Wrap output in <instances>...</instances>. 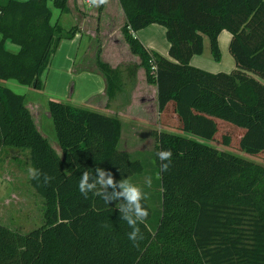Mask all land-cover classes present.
Segmentation results:
<instances>
[{
	"label": "trees",
	"instance_id": "16d2710c",
	"mask_svg": "<svg viewBox=\"0 0 264 264\" xmlns=\"http://www.w3.org/2000/svg\"><path fill=\"white\" fill-rule=\"evenodd\" d=\"M119 1L123 36L147 83L157 87L159 111L173 103L181 132L209 141L218 133L217 119L225 121L244 130L240 151L263 153L264 84L249 73L264 79V0ZM51 6L60 13L55 21ZM69 13L68 0H0V81L42 91L61 42L75 37V29L60 23ZM152 25L165 28L169 58L134 36ZM222 31L232 36L236 70L215 74L192 66L204 53V36L214 59H221ZM96 64L111 102L121 90L120 72L99 56ZM48 113L61 155L37 128L26 98L0 84V160L4 148L29 150L30 166L53 178L47 185L30 178L44 201L40 228L25 234L0 224V264H264L263 166L171 133L155 134V150L141 162L144 155L119 149L118 117L55 100ZM160 150L173 153L167 172H161ZM97 167L116 181L151 178L138 247L120 219L122 201L80 193L82 173Z\"/></svg>",
	"mask_w": 264,
	"mask_h": 264
},
{
	"label": "rangeland",
	"instance_id": "374dc122",
	"mask_svg": "<svg viewBox=\"0 0 264 264\" xmlns=\"http://www.w3.org/2000/svg\"><path fill=\"white\" fill-rule=\"evenodd\" d=\"M77 2L78 0H68V5L69 3L72 5L75 4L76 8H78ZM51 8L53 11V21H55L60 13L53 8V6H51ZM67 17L68 15L65 16V19L61 23L66 31L71 29V23L66 20ZM93 26H95V24ZM222 32L228 34L226 31ZM146 33L153 36V39H155L158 44L159 50L161 49L160 51H162L163 47L164 49L167 48L169 43L166 39V30L163 27H152L151 29H148ZM204 37L207 38V36ZM91 41H84L83 47H86ZM218 41L221 50V59L219 61L214 59L211 53V46H209L207 51L198 58L210 60L213 64L211 66H201L202 68L197 66L194 67L215 74L221 72H233L228 63L229 60L233 62V57L229 50L230 44L227 49L223 50L220 44V36ZM6 47L11 52H18L19 50L16 45L11 43H8ZM102 47L103 40L97 37L95 45L91 48V50L94 51V53L91 54L92 59L96 58L97 60V57H100L103 49ZM111 48L112 47L109 46L107 52L110 57L114 55ZM119 50L121 53H118V57H121L122 63L118 68L112 67L113 69H118L120 72L121 85V90L117 92L116 97L113 100L117 103L116 106H114L113 111H115V113H121L122 115L124 113V116H122L121 119L119 118L122 124L119 149L126 150L135 156L144 155L143 157L141 156L140 158H137L143 162L144 158L149 154H153L155 150V134H181L200 143L212 146L219 151H227L237 154L264 167V152L257 156H253L240 151L239 142L244 134L243 129L217 119L218 133L213 141H209L192 134L181 132V123L178 117L174 116L175 112L171 107L173 105L172 103L168 106V110L165 113H159L158 111L151 109L149 107L150 103L141 104L139 102L141 96L152 95L151 92H148L146 87V73L141 67V59L136 56L137 60L135 61L134 55L127 49L125 43L121 44ZM60 56L61 55L59 54L55 59L52 69L49 71L52 64L51 62L48 70L43 75L42 81L44 83V88L42 91L35 90L31 86L22 85L16 80L0 81V84L14 93L24 96L28 104H33L32 107H35L33 108V111L35 113V123L37 128H39V131L48 140L50 145L61 155L62 151L56 137L55 127L48 114V102L55 100L77 107L85 108V106H79L75 103V98L81 88L79 85L81 82L78 80L75 73L69 72V80L60 87V84L58 83L59 75L62 72L60 69L61 66L59 65ZM198 58L193 61L196 65H199L200 62V59ZM235 69L236 68H234V70ZM249 75L264 84V79L253 73H249ZM51 91L54 95H59V97L50 99L49 96L53 95ZM134 96L136 97V101L133 106L128 111H123L121 106L125 104L128 99H130V101L132 99L134 102ZM99 110L109 113L102 108H99ZM225 138L229 139V146L224 144ZM29 158V150L22 151L13 148H4L0 160V224L10 230L25 234L34 229L40 228L44 222V201L36 195L34 189L30 185V177L28 174V168L30 167ZM147 171H151V169H146L145 173ZM148 178L149 177L146 175L132 182L144 188L145 181Z\"/></svg>",
	"mask_w": 264,
	"mask_h": 264
},
{
	"label": "crops",
	"instance_id": "0c3cea01",
	"mask_svg": "<svg viewBox=\"0 0 264 264\" xmlns=\"http://www.w3.org/2000/svg\"><path fill=\"white\" fill-rule=\"evenodd\" d=\"M77 3L79 9L76 8L75 4L72 5L71 3H69L70 13L68 14V19L66 18V20L71 23V29L76 30L75 37L72 40H63L61 42L55 54L56 56L54 55V58L52 59V64L49 68V71L50 69H52L55 59L60 54L61 56L59 65L61 66L60 69L62 70L61 74L59 75L58 82L60 84V87L67 80H69V72L75 73L78 77V80H80L81 82L79 83L81 88L79 89V93L75 98L76 105L85 106V108H90L93 111L105 114L107 116H115L121 119L122 116H124V113L122 115L121 113H115V111H113V108L117 103L115 101L108 102L106 81L104 76L100 73L96 66V58H91V54L94 53L91 48L95 45L96 38H101L103 40V49L100 55L102 61L108 63L113 68H118V66L122 63L121 57H118V53H121L119 47L122 43H125L127 49L130 50L122 33V28L126 24V16L119 0H108L107 4L102 5L98 8H90L87 5L86 0H78ZM64 19L65 16L61 17L60 23H62ZM94 24L95 26H93ZM155 26L159 25L149 26L148 28L135 33L134 36L139 39V41L149 50L155 51L160 55L169 58V44L167 45L166 49H164L163 47L162 51H160L161 49L159 50L158 44L155 39H153V36L146 33L148 29H151ZM71 29L67 31H70ZM231 40L232 36L229 32L228 34H225L224 32L221 33L220 44L223 50L228 48ZM84 41H91V43H89L86 47H83ZM109 46L112 47V53H114L116 57L114 55L112 57L108 55L107 52ZM209 46L210 40H208V37H204V53L205 51H207ZM134 57L136 61V56L134 55ZM198 57L199 56H195L192 58L191 64L193 66L202 68L201 66H211L213 64L210 60H203ZM197 58L200 59L199 65L193 63V61H195V59ZM228 63L231 70L234 71V68H237L234 59L233 62L229 60ZM146 87L148 92H151L152 95L141 96L139 102L141 104L150 103L149 107L160 113L158 106L157 87L149 85L148 83ZM51 93L53 94L52 91ZM49 97L50 99H52L59 97V95L53 94ZM133 98L134 102L132 99L131 101L130 99H128L126 103L121 106V109L123 111H128L133 106L136 101V97L134 96ZM170 104L171 103H169L167 107L162 111L163 113L168 110V106ZM32 105L28 104L27 102V107L31 111L35 121V113L33 111V108L35 107H32ZM171 107L174 111V105H172ZM99 108L105 109L109 113L102 112L99 110ZM174 116L177 117L175 113Z\"/></svg>",
	"mask_w": 264,
	"mask_h": 264
},
{
	"label": "clouds",
	"instance_id": "9594fccd",
	"mask_svg": "<svg viewBox=\"0 0 264 264\" xmlns=\"http://www.w3.org/2000/svg\"><path fill=\"white\" fill-rule=\"evenodd\" d=\"M90 8H98L108 3V0H86ZM158 160L161 162V172H167L172 164L173 153L171 150H160L156 153ZM28 174L31 179L41 181L47 185L52 177L42 173L40 169L30 166ZM151 178L145 181V186L151 188ZM80 193L87 198L91 192L101 197L105 203L112 201H122L119 204L120 219L125 221L131 231L127 234L128 239L134 246H139V241L143 239L139 225L144 223L149 215L143 201L150 197V193L144 191V188L131 182L128 179L116 181L111 171L97 167L94 174L84 171L78 182ZM108 227L107 224L102 225Z\"/></svg>",
	"mask_w": 264,
	"mask_h": 264
}]
</instances>
